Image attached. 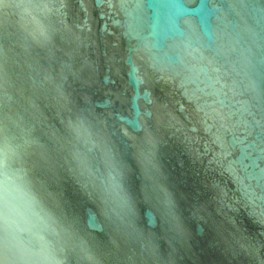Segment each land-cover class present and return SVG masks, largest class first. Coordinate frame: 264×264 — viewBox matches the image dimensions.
<instances>
[{"label":"water","instance_id":"1","mask_svg":"<svg viewBox=\"0 0 264 264\" xmlns=\"http://www.w3.org/2000/svg\"><path fill=\"white\" fill-rule=\"evenodd\" d=\"M0 264H264V0H0Z\"/></svg>","mask_w":264,"mask_h":264}]
</instances>
